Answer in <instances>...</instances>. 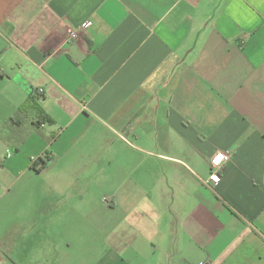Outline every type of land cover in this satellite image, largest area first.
Returning <instances> with one entry per match:
<instances>
[{
	"label": "crops",
	"instance_id": "obj_1",
	"mask_svg": "<svg viewBox=\"0 0 264 264\" xmlns=\"http://www.w3.org/2000/svg\"><path fill=\"white\" fill-rule=\"evenodd\" d=\"M24 175L34 264L88 226L92 264H264V0H0V188Z\"/></svg>",
	"mask_w": 264,
	"mask_h": 264
},
{
	"label": "rangeland",
	"instance_id": "obj_2",
	"mask_svg": "<svg viewBox=\"0 0 264 264\" xmlns=\"http://www.w3.org/2000/svg\"><path fill=\"white\" fill-rule=\"evenodd\" d=\"M36 178H32L31 175H24L19 179L10 180L8 183L12 184L7 189L0 188V264H34L32 254L36 244L31 241L33 231V211L31 208L32 204L44 202L46 199L45 192H43L42 198L37 194L41 188L40 185H43L42 182L45 181H38ZM15 221H21L23 224L20 236L12 235V231H14L12 224ZM92 230L93 227L88 226L86 228L87 241L85 245L70 241L71 247L69 249H67V242H65L67 237L56 236L53 244L55 251H52L50 263L62 264L61 253L65 252L69 253L71 257L67 264H92L94 262V240L90 237L93 234ZM59 251L60 254H56L54 262V254L59 253ZM62 257L66 258L65 255ZM78 258L83 260L79 261Z\"/></svg>",
	"mask_w": 264,
	"mask_h": 264
},
{
	"label": "built area",
	"instance_id": "obj_3",
	"mask_svg": "<svg viewBox=\"0 0 264 264\" xmlns=\"http://www.w3.org/2000/svg\"><path fill=\"white\" fill-rule=\"evenodd\" d=\"M76 37V34L74 32L69 33V38L72 40ZM41 93L42 90H39ZM217 157H221L219 162H217ZM229 156L225 153H218L216 156L210 160V173L208 177L204 180V183H213L216 184L220 180V170L225 161H228ZM104 202H106V199H104Z\"/></svg>",
	"mask_w": 264,
	"mask_h": 264
},
{
	"label": "trees",
	"instance_id": "obj_4",
	"mask_svg": "<svg viewBox=\"0 0 264 264\" xmlns=\"http://www.w3.org/2000/svg\"><path fill=\"white\" fill-rule=\"evenodd\" d=\"M36 105L34 103H31L29 100L21 105L18 109V114L24 113L29 108H34ZM15 118H12L10 121L13 122ZM49 122V120H47ZM41 163V166L38 168V164ZM47 165V161L43 160L41 158L38 159V161L32 162L30 169L34 172H40V170L44 169Z\"/></svg>",
	"mask_w": 264,
	"mask_h": 264
},
{
	"label": "snow or ice",
	"instance_id": "obj_5",
	"mask_svg": "<svg viewBox=\"0 0 264 264\" xmlns=\"http://www.w3.org/2000/svg\"><path fill=\"white\" fill-rule=\"evenodd\" d=\"M220 159H221V157H217V162H219Z\"/></svg>",
	"mask_w": 264,
	"mask_h": 264
}]
</instances>
